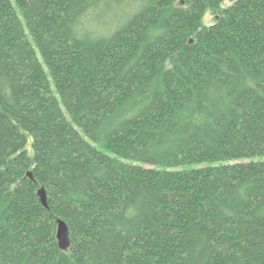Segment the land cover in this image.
<instances>
[{
  "label": "trees",
  "instance_id": "1",
  "mask_svg": "<svg viewBox=\"0 0 264 264\" xmlns=\"http://www.w3.org/2000/svg\"><path fill=\"white\" fill-rule=\"evenodd\" d=\"M223 2L0 0V264H264V0Z\"/></svg>",
  "mask_w": 264,
  "mask_h": 264
},
{
  "label": "water",
  "instance_id": "2",
  "mask_svg": "<svg viewBox=\"0 0 264 264\" xmlns=\"http://www.w3.org/2000/svg\"><path fill=\"white\" fill-rule=\"evenodd\" d=\"M28 175L33 178V172L29 171ZM39 195L41 201L47 205V192L44 186H42L39 189ZM57 238L59 242V246L62 249H67L71 245V238H70V232H69V226L67 222L63 219H58V230H57Z\"/></svg>",
  "mask_w": 264,
  "mask_h": 264
},
{
  "label": "rangeland",
  "instance_id": "3",
  "mask_svg": "<svg viewBox=\"0 0 264 264\" xmlns=\"http://www.w3.org/2000/svg\"><path fill=\"white\" fill-rule=\"evenodd\" d=\"M234 2V0H224L223 4H222V7H227L228 5L232 4ZM215 18L216 16L215 15H211V14H207L204 18V21H203V24L204 25H211L215 22ZM124 21V19H121ZM105 21H108V22H112L113 26L114 24L116 23V21H120L119 17H118V20H117V17L115 16H112L111 14L110 15H107L106 18H105ZM121 21V22H123ZM119 22V23H121ZM103 26V25H102ZM101 26V27H102ZM209 165V162H202V163H192V164H187V165H184V166H180L178 167V169H192V168H201V167H205ZM146 167H148L149 165L146 164L145 165ZM174 169H177V168H174Z\"/></svg>",
  "mask_w": 264,
  "mask_h": 264
}]
</instances>
